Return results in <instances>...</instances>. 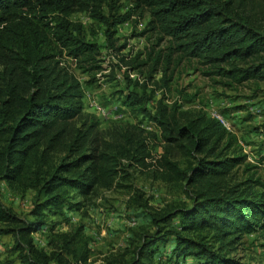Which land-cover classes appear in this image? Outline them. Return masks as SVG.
Instances as JSON below:
<instances>
[{
    "label": "trees",
    "instance_id": "16d2710c",
    "mask_svg": "<svg viewBox=\"0 0 264 264\" xmlns=\"http://www.w3.org/2000/svg\"><path fill=\"white\" fill-rule=\"evenodd\" d=\"M134 1L171 45L168 53L152 50L134 65L148 66L155 88L137 83L141 92L119 99L136 118L159 126L165 150L162 170L153 171L191 187V203L154 211V230L103 264H180L188 256L193 264H264L235 254L245 235L264 237V191L255 189L264 182L251 175L229 184L247 160L237 135L201 108L184 109L177 100L169 104L164 93L154 95L170 87L177 52L181 59L196 58L225 85L264 80V0ZM119 11V0H0V182L34 194L32 218L23 219L4 205L0 189V240L13 239L0 264H87L92 248L85 226L63 231L62 224L100 189L126 178V167L145 165V130L131 123L100 130L97 115L85 113L84 87L67 64L74 58L89 82L97 81L102 48L72 16L85 12L104 24L105 48L117 51V27L133 15ZM255 130L262 135L264 124ZM174 152L194 160L182 167ZM38 232L47 233L44 247L35 240Z\"/></svg>",
    "mask_w": 264,
    "mask_h": 264
},
{
    "label": "rangeland",
    "instance_id": "374dc122",
    "mask_svg": "<svg viewBox=\"0 0 264 264\" xmlns=\"http://www.w3.org/2000/svg\"><path fill=\"white\" fill-rule=\"evenodd\" d=\"M121 15L131 12L130 20L117 27V45L115 51L105 48L104 24L91 18L87 13H76L72 16L80 21L86 29L88 39L97 42L102 48L103 71L98 74L97 81L89 82L90 76L79 68L71 66L72 71L79 77L85 90L92 96H97L107 104V101L120 102L121 112L125 118L121 120L101 121L100 130L105 131L116 125L126 123L139 124L128 106L119 98L122 93L140 91L142 83L155 88L146 77L148 66L135 69L138 61H143L152 50H163L168 53L171 39L152 28L151 15L147 9L138 8L134 0H119ZM150 24V25H149ZM172 66V81L170 87L155 92V99L164 95L169 104L175 100L184 109H203L209 115L219 113L227 118L230 129L239 139L243 153L247 154L244 164L237 167L229 178V184L243 182L251 175L264 182V133L256 134L255 127L264 124V80L253 79L242 84L225 85L220 76L209 75L208 67L196 58H180V53L174 54ZM68 64V61H67ZM161 73L154 75L158 80ZM139 83V85H137ZM180 91L183 94H180ZM85 113L95 114L86 106ZM96 115V114H95ZM164 152V144L158 146ZM173 157L182 167L188 165L192 157L174 152ZM247 165L250 167L247 168ZM128 176L119 178V184L110 189H100L91 202H86L84 210L74 212L72 221L62 224V230L83 224L85 233L90 237L92 254L90 264L103 262L113 254L122 251L139 234L154 230L151 214L171 205L191 203V189L185 182L167 181L161 174L152 170H144L138 166L126 167ZM1 198L4 205L11 208L23 219H31L30 211L33 207V192L24 195L13 191L6 182H0ZM255 189L263 190L264 186L256 185ZM54 221L58 218H52ZM135 221V224H134ZM35 240L47 244V233H35ZM40 240V241H39ZM261 243L264 237L259 233L247 234L243 237L235 254L245 260L264 262ZM13 244L11 236H4L0 240V261L8 256V250ZM40 244V243H39ZM42 245V244H40ZM171 246H168L170 250ZM187 260L193 264L192 256ZM16 264H19L18 262Z\"/></svg>",
    "mask_w": 264,
    "mask_h": 264
},
{
    "label": "built area",
    "instance_id": "2783aa9c",
    "mask_svg": "<svg viewBox=\"0 0 264 264\" xmlns=\"http://www.w3.org/2000/svg\"><path fill=\"white\" fill-rule=\"evenodd\" d=\"M68 65L70 67L71 66L76 67V60L72 57H68ZM84 93H85V105L91 108L101 121L121 120L125 118L126 115L125 113H123L124 111L121 112L122 109L120 108V102L111 101L110 103L106 104L102 100H100L97 96H92L89 93V91L85 89H84ZM212 116L219 119L229 130H231L230 123L227 121L226 117L220 115L219 113H213ZM139 120L140 121L138 126L144 129L147 135L146 137H147V142L149 143L150 154L145 158V165H135V166H138L139 168L144 170H152V171L162 170V167L160 165V160L163 156V151L159 150L158 146H160L161 144H165V141H163L161 138V129L152 120L149 119H139ZM152 133H156L157 137L153 138ZM123 162L126 163L127 160L124 159ZM39 243L42 245H40ZM39 243L37 242V244L40 247L45 246V244H43L42 241H40ZM90 263L91 260H89L87 264ZM78 264H86V263H78ZM96 264H103V262H98ZM180 264H191V263L187 259H184L181 261Z\"/></svg>",
    "mask_w": 264,
    "mask_h": 264
},
{
    "label": "crops",
    "instance_id": "0c3cea01",
    "mask_svg": "<svg viewBox=\"0 0 264 264\" xmlns=\"http://www.w3.org/2000/svg\"><path fill=\"white\" fill-rule=\"evenodd\" d=\"M193 258V257H192Z\"/></svg>",
    "mask_w": 264,
    "mask_h": 264
}]
</instances>
